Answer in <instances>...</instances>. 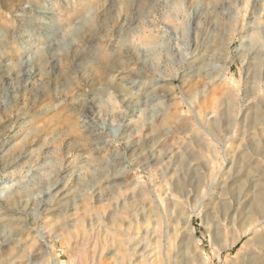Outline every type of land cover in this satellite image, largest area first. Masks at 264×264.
<instances>
[{"label":"clouds","instance_id":"obj_1","mask_svg":"<svg viewBox=\"0 0 264 264\" xmlns=\"http://www.w3.org/2000/svg\"><path fill=\"white\" fill-rule=\"evenodd\" d=\"M0 264H264V0H0Z\"/></svg>","mask_w":264,"mask_h":264}]
</instances>
